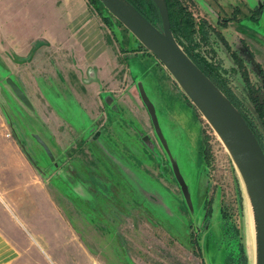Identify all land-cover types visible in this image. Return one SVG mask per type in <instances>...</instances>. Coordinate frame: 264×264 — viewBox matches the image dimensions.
Returning a JSON list of instances; mask_svg holds the SVG:
<instances>
[{
  "label": "rangeland",
  "instance_id": "1",
  "mask_svg": "<svg viewBox=\"0 0 264 264\" xmlns=\"http://www.w3.org/2000/svg\"><path fill=\"white\" fill-rule=\"evenodd\" d=\"M43 1L0 0V132L19 144L76 238L100 264H226L236 242L252 264L238 171L158 58L100 0L87 2L106 26L113 58L88 56L72 35L54 33ZM180 1L195 25H211L195 50L216 64L261 131L248 85L259 99L264 4L252 18L261 0ZM235 6L237 18L224 20ZM47 214L46 226L28 228L30 239L50 254L82 255L56 209Z\"/></svg>",
  "mask_w": 264,
  "mask_h": 264
},
{
  "label": "crops",
  "instance_id": "2",
  "mask_svg": "<svg viewBox=\"0 0 264 264\" xmlns=\"http://www.w3.org/2000/svg\"><path fill=\"white\" fill-rule=\"evenodd\" d=\"M43 2L50 12V24L57 29L54 33L72 35L74 41L81 44V49H86L88 56L95 59L113 58L114 47L106 33V26L87 0ZM99 50H102L101 53L95 54ZM38 175L16 140L5 139L0 132V264H100V257L86 250L82 241L76 238L46 183ZM52 209H56L71 230L76 243H81L84 248L82 255L74 256L75 253L71 252L50 254L43 250L35 237L30 239L28 228L46 226V222L42 221L43 213L48 210L49 218ZM85 257L87 260L84 262ZM73 259L75 261L69 263Z\"/></svg>",
  "mask_w": 264,
  "mask_h": 264
},
{
  "label": "water",
  "instance_id": "3",
  "mask_svg": "<svg viewBox=\"0 0 264 264\" xmlns=\"http://www.w3.org/2000/svg\"><path fill=\"white\" fill-rule=\"evenodd\" d=\"M153 53L183 94L202 115L227 149L251 210L253 222L252 264H264V149L241 113L218 86L194 63L173 36L165 0H153L159 22L150 21L129 0H100ZM261 127L264 126L250 108Z\"/></svg>",
  "mask_w": 264,
  "mask_h": 264
},
{
  "label": "trees",
  "instance_id": "4",
  "mask_svg": "<svg viewBox=\"0 0 264 264\" xmlns=\"http://www.w3.org/2000/svg\"><path fill=\"white\" fill-rule=\"evenodd\" d=\"M142 14H144L150 21L156 23L159 22V14L158 8L153 0H129ZM166 7L168 11V19L169 26L173 36L176 38L177 42L182 46L184 51L188 54V56L194 61V63L218 86V88L228 97V99L233 103V105L238 109V111L243 116L244 120L252 130L253 134L257 138L261 147L264 149L263 136L261 131L257 128V126L252 122V120L247 116L245 111L241 108V102L235 96V94L227 87L224 78L218 76L216 74V64L214 62H210L205 60L199 53V50H195L199 46V42H207L209 40V35L212 33L211 30L208 32V28H211V25L205 22L203 19L199 20L197 25H195V21H193L192 15L190 11L187 9L185 4H182L180 0H165ZM264 4V0H261L259 4L254 5L249 12L250 17L257 18L259 10L261 6ZM235 10H239L237 6H235L231 11V14L224 18L233 19L237 18L235 15ZM214 31V29H213ZM217 31V30H216ZM214 33L218 35V37L224 42L225 39L221 34H218L219 31ZM195 34H197L195 36ZM197 38V39H196ZM232 51V50H231ZM232 55L238 61L239 56L235 55V51H232ZM242 67L243 64L238 62ZM243 69V68H242ZM242 73L245 76L244 70ZM262 77V76H261ZM246 82H249L247 77L245 78ZM249 84V83H248ZM260 98L258 99V88L252 87V85H248V94L252 101L253 109L257 114L259 120L264 126V86H261ZM257 98V99H256ZM240 104V105H239ZM236 253L225 254V262L226 264H244L245 257L243 255L242 247L239 242L235 244Z\"/></svg>",
  "mask_w": 264,
  "mask_h": 264
},
{
  "label": "bare ground",
  "instance_id": "5",
  "mask_svg": "<svg viewBox=\"0 0 264 264\" xmlns=\"http://www.w3.org/2000/svg\"><path fill=\"white\" fill-rule=\"evenodd\" d=\"M250 232H251V239H249L247 245L249 246L250 245V260H251V257H252V251H253V222L250 221Z\"/></svg>",
  "mask_w": 264,
  "mask_h": 264
}]
</instances>
